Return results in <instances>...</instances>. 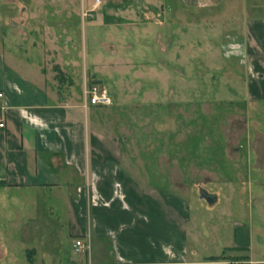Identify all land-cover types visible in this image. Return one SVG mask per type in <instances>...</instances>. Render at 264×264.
I'll list each match as a JSON object with an SVG mask.
<instances>
[{"label": "crops", "instance_id": "crops-1", "mask_svg": "<svg viewBox=\"0 0 264 264\" xmlns=\"http://www.w3.org/2000/svg\"><path fill=\"white\" fill-rule=\"evenodd\" d=\"M174 1L180 32L188 30L184 13L192 12L195 31L206 25L212 29L211 47L225 34L221 44L227 47V74H244L243 107L255 112L254 120L264 126V0ZM161 4L160 9L166 7ZM100 5L101 0L94 11ZM83 11L82 6L38 12L22 7L20 22L12 27L22 33L23 52L5 55L0 45V113L5 122L0 129V196L9 197L14 190L25 198L31 193L27 199L36 204L41 221L49 218L43 216L47 200L62 204L72 248L77 238L90 246L88 253L70 256L65 263H56L44 250L39 264H228L235 257L245 258L238 261L246 264H264V194L254 193L264 192V183L233 184L237 203L226 214L233 218L231 231L220 216V232L213 231L215 210L206 208L208 231L203 234L197 206L202 200L198 197L196 204L171 189L167 179L153 183L150 163L140 169L139 153L134 157L126 150L119 125L105 117L107 106H83L90 68L69 55L67 40L62 45L55 40V28L66 31L76 19L82 22ZM44 15L54 17L50 24ZM8 31L4 38L12 36L13 30ZM239 186L245 190L240 199ZM246 193L253 196L251 201L244 202ZM215 197L209 205H215ZM240 207L243 218L234 219L241 216ZM214 236L221 240L220 249L213 245ZM5 257L9 264L3 249L0 261Z\"/></svg>", "mask_w": 264, "mask_h": 264}, {"label": "rangeland", "instance_id": "rangeland-1", "mask_svg": "<svg viewBox=\"0 0 264 264\" xmlns=\"http://www.w3.org/2000/svg\"><path fill=\"white\" fill-rule=\"evenodd\" d=\"M93 1L0 0L3 53L19 55L26 46L18 27H12L20 22L22 7L38 12L82 6L87 11L92 10ZM161 3L171 10L160 9ZM174 7V0H101L98 11L82 22L76 19L70 29L51 26L57 43L67 40L69 55L78 56L90 68L84 85L100 82L112 96L105 117L119 125L126 150L134 157L139 153V164L134 161L140 169L150 163L153 183L167 179L171 189L184 192L196 204L201 189L217 196L215 205L205 200L198 203L199 230L207 233L204 218L210 212L205 209L214 208L213 231L220 232V216L229 232L233 218L226 214L238 198L232 197V185L264 183V126L254 120L255 112L243 107L244 74H227V47L221 44L225 34L218 46L211 47L212 29L206 25L195 31L192 12L184 13L188 30L180 32ZM42 18L49 24L54 19ZM7 30H13L12 36L4 38ZM30 51L37 54L39 50ZM237 189L240 199L245 190ZM21 193L14 190L4 200L0 196V254L8 251L9 264H39L44 250L54 255L56 263L76 257L63 223L64 206L47 200L43 216L49 218L41 221L36 204L27 199L31 193L26 198ZM243 199L248 202L253 196L246 193ZM240 214L234 219L243 218L242 207ZM213 238L214 247L220 249L221 240ZM7 263L6 257L0 261Z\"/></svg>", "mask_w": 264, "mask_h": 264}, {"label": "built area", "instance_id": "built-area-1", "mask_svg": "<svg viewBox=\"0 0 264 264\" xmlns=\"http://www.w3.org/2000/svg\"><path fill=\"white\" fill-rule=\"evenodd\" d=\"M99 3V0H95L93 4L92 10L89 11H83L82 17H88L89 15H92L91 12H93ZM83 106L87 107L88 105L91 106H108L112 104V98L108 92V90L101 86L98 83H90L87 86H84L83 88ZM1 97V94H0ZM5 127L4 118L2 117L0 113V129H3ZM89 242L83 241L81 238H77L74 240L73 243V252L75 254H84L89 252ZM247 262L242 261H236L232 260L229 261L228 264H246Z\"/></svg>", "mask_w": 264, "mask_h": 264}, {"label": "water", "instance_id": "water-1", "mask_svg": "<svg viewBox=\"0 0 264 264\" xmlns=\"http://www.w3.org/2000/svg\"><path fill=\"white\" fill-rule=\"evenodd\" d=\"M199 198L201 200H205L208 204H212L215 202L216 197L214 195L208 194L205 190H200Z\"/></svg>", "mask_w": 264, "mask_h": 264}, {"label": "trees", "instance_id": "trees-1", "mask_svg": "<svg viewBox=\"0 0 264 264\" xmlns=\"http://www.w3.org/2000/svg\"><path fill=\"white\" fill-rule=\"evenodd\" d=\"M57 75H58V77H62V73L60 71L57 72ZM221 257H222L221 255L215 256V257L212 256L213 259H217V258H221ZM244 257H246V256H244ZM238 259H243V257H235L236 261H238ZM243 260H245V258Z\"/></svg>", "mask_w": 264, "mask_h": 264}]
</instances>
